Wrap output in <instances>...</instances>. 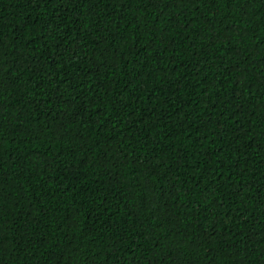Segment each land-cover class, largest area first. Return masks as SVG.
<instances>
[{"label": "trees", "instance_id": "1", "mask_svg": "<svg viewBox=\"0 0 264 264\" xmlns=\"http://www.w3.org/2000/svg\"><path fill=\"white\" fill-rule=\"evenodd\" d=\"M0 264H264V0H0Z\"/></svg>", "mask_w": 264, "mask_h": 264}]
</instances>
